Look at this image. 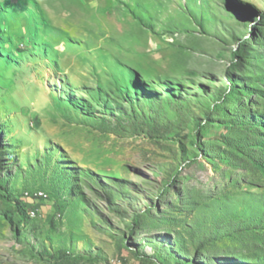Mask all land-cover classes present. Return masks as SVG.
Segmentation results:
<instances>
[{
  "label": "rangeland",
  "instance_id": "1",
  "mask_svg": "<svg viewBox=\"0 0 264 264\" xmlns=\"http://www.w3.org/2000/svg\"><path fill=\"white\" fill-rule=\"evenodd\" d=\"M0 264H264V0H0Z\"/></svg>",
  "mask_w": 264,
  "mask_h": 264
},
{
  "label": "trees",
  "instance_id": "2",
  "mask_svg": "<svg viewBox=\"0 0 264 264\" xmlns=\"http://www.w3.org/2000/svg\"><path fill=\"white\" fill-rule=\"evenodd\" d=\"M245 90H247L248 92L251 91L250 89H245ZM197 146H199V145L197 144ZM2 187L8 192V190L4 186H2ZM8 193H9V195L7 196V200L14 204L15 208L18 210V212L21 215H24L25 209H26V204L23 201H20L19 199H12L11 200V198H13V197H12L10 192H8ZM66 256H67V253L64 252V253H61L58 258H65Z\"/></svg>",
  "mask_w": 264,
  "mask_h": 264
},
{
  "label": "built area",
  "instance_id": "3",
  "mask_svg": "<svg viewBox=\"0 0 264 264\" xmlns=\"http://www.w3.org/2000/svg\"><path fill=\"white\" fill-rule=\"evenodd\" d=\"M28 198H30V197H28ZM41 198V197H40Z\"/></svg>",
  "mask_w": 264,
  "mask_h": 264
},
{
  "label": "bare ground",
  "instance_id": "4",
  "mask_svg": "<svg viewBox=\"0 0 264 264\" xmlns=\"http://www.w3.org/2000/svg\"><path fill=\"white\" fill-rule=\"evenodd\" d=\"M43 197V196H42Z\"/></svg>",
  "mask_w": 264,
  "mask_h": 264
}]
</instances>
